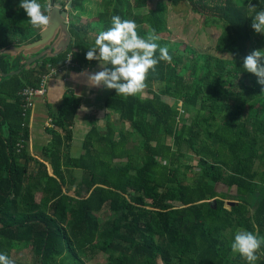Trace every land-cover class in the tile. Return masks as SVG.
I'll list each match as a JSON object with an SVG mask.
<instances>
[{"label": "trees", "instance_id": "trees-1", "mask_svg": "<svg viewBox=\"0 0 264 264\" xmlns=\"http://www.w3.org/2000/svg\"><path fill=\"white\" fill-rule=\"evenodd\" d=\"M133 1L148 13L115 7L101 13L97 27L70 22L68 50L35 68L26 69L22 55L0 57V73L22 68L0 83V253L15 264H90L87 254L98 253L106 264H248L232 252L236 231L264 237V86L243 68L260 35L250 16L264 10V0ZM184 2L221 29L215 47L230 57L180 49L170 39L168 8ZM19 3L0 0V54L40 38L35 30L42 28L30 25ZM84 3L72 0L71 8L82 12ZM250 3L257 7L250 11ZM113 15L134 20L142 38L154 29L172 62L149 70L151 96L125 98L113 89L105 106L119 118L110 116L102 129L93 122L77 158L69 147L82 101L69 89L51 114L49 145L41 157L31 155L21 91L62 67L70 52L73 69L94 67L99 61L86 52ZM27 250L30 259L23 258ZM256 255L255 264H264V246Z\"/></svg>", "mask_w": 264, "mask_h": 264}, {"label": "clouds", "instance_id": "clouds-1", "mask_svg": "<svg viewBox=\"0 0 264 264\" xmlns=\"http://www.w3.org/2000/svg\"><path fill=\"white\" fill-rule=\"evenodd\" d=\"M27 16L33 28H44L50 25V13L59 9V2L55 5L42 4L39 0H20L18 5ZM249 10L257 6L249 4ZM251 27L258 34H264V10L255 12ZM112 27L101 30L95 39L93 47L88 48L86 59L97 60L101 69L95 73L86 70L81 73H70L73 79L86 77L87 84L105 89H114L117 95L136 96L146 87L145 81L149 70L155 71L160 60L168 63L173 57L169 54L167 46L161 47L156 43L160 37L153 29L146 38L137 33V24L134 20L124 19L120 16L111 17ZM157 49L159 58H156ZM72 57L68 60L70 61ZM243 68L254 74L257 83L264 85V49L252 51L243 58ZM62 99V98H61ZM60 100V99H58ZM264 246V237L244 229H238L231 242L233 253H239L248 264H255L258 260L256 253ZM0 264H15L7 254L0 253Z\"/></svg>", "mask_w": 264, "mask_h": 264}, {"label": "crops", "instance_id": "crops-1", "mask_svg": "<svg viewBox=\"0 0 264 264\" xmlns=\"http://www.w3.org/2000/svg\"><path fill=\"white\" fill-rule=\"evenodd\" d=\"M54 0H52L53 2ZM152 2V0H149ZM57 2H62V4H67L69 6V11L76 13L75 17H71L69 14V18L73 21H75V18H79V25L81 27H87L90 22L99 20V17H101V13L104 11L111 12L113 8H120V9H129L130 12L133 11L134 14H146L148 11L145 13H142L139 10H149V7H144L140 9L134 8V1L133 0H125L124 6L121 8L116 5V3H121V1L118 2V0H85L84 3V10L82 12L80 11H75L74 9L71 8V2L72 0H57ZM47 3V0H46ZM54 3V4H55ZM108 6V7H107ZM64 8V6H63ZM177 8V7H175ZM179 13V11H178ZM191 13V12H190ZM192 14L195 16V14L192 12ZM77 16V17H76ZM80 16V17H79ZM184 17V16H183ZM167 26L168 29L171 30V26H169L170 21L176 20L177 17L172 18L170 17V11L167 14ZM196 18V16H195ZM188 21L192 20V17L187 18ZM186 19V20H187ZM72 21V22H73ZM188 21H184V24H181L183 27H188L187 23ZM71 22V21H70ZM69 23V21H68ZM70 25V23H69ZM180 26L176 28L177 32H180L179 30ZM43 29V28H42ZM41 29V30H42ZM41 30H35L36 32ZM70 30V26H69ZM169 30V31H170ZM91 35H94L91 31L89 30ZM171 32V31H170ZM72 41V40H71ZM71 44V43H70ZM70 46V45H69ZM69 48V47H68ZM68 50V49H67ZM66 52V51H65ZM72 57L73 58V53L70 52L67 55V58L65 60V63L62 67L59 69H63L60 72H58L56 75L53 77H48L46 80V89L47 92L45 95H38L33 98V106L29 109L28 111V123L27 127L30 129L31 137L30 140L28 141V151L31 155L33 156H40L42 150L49 145L51 141V126L50 124V119H51V114L56 112L59 108V106L63 103L64 101V96L66 92L69 89H72L74 93L81 98L82 105L77 112L76 117H75V122L72 127L73 130V140L71 141L70 147H69V155L72 158H77L80 157L85 153L84 149V144L87 138V135L92 129V123L97 122L99 127L106 128L109 118L111 116V120L118 119L119 114L114 113L112 110L106 108L105 106V100L106 97L113 91V89L108 90L101 87H95V86H89L86 82V77H79L77 79H73L70 73H81L82 71H87L88 73H95L97 71L102 70L100 66V62H97L94 67L83 69L81 71L73 69V64L72 58H71V63L72 66L65 68L66 67V62L67 60ZM24 89V88H23ZM143 96H151L149 93V90L147 88H144L142 92ZM62 98V99H61ZM60 99V100H58ZM167 100V98H166ZM83 132V134L81 133ZM76 134H81V142H82V149L83 153L79 156L73 155L72 151L75 149L74 147V140L76 139ZM31 169L33 170L34 164L30 163ZM51 172V170H50Z\"/></svg>", "mask_w": 264, "mask_h": 264}, {"label": "rangeland", "instance_id": "rangeland-1", "mask_svg": "<svg viewBox=\"0 0 264 264\" xmlns=\"http://www.w3.org/2000/svg\"><path fill=\"white\" fill-rule=\"evenodd\" d=\"M158 0H152V4L154 6V4L157 2ZM152 6V7H153ZM188 5L184 2L183 4H180L179 6H177V8L175 7H169L168 10L170 11V17L176 18V20H171L169 26H171V32L170 33V39L173 42H179L180 43V49L184 48L185 46L191 47L192 49H195L199 52H211V53H215L219 56H225V57H230L229 54H225L222 53L220 51L216 50V41L217 38L219 37L220 33H221V29L218 27H211L209 25H205L204 21L202 20V17L200 15H196L195 16L190 13V10L188 11ZM142 13H145L146 11H148L147 9L144 10H139ZM168 11V12H169ZM179 11V13H178ZM76 13L74 12H70V16L71 17H75ZM184 16V17H183ZM77 17V16H76ZM80 17V16H79ZM188 17H192V20L188 21ZM187 19V20H186ZM69 23L70 21L72 22V18L70 20V18L68 19ZM184 21H188L187 25L188 27H183L181 26V24H184ZM77 24H79V18H75V21ZM90 23H93V25L95 27H97L100 22L99 20H95L92 21ZM179 28L180 32L176 31V28ZM261 35V34H260ZM260 35H258V38L256 40L255 37V44L253 49L257 50V49H264V38H262ZM240 82H243V80L241 79ZM264 86V85H262ZM167 100L169 101V103H173L174 101L171 100V98H167ZM83 134V132H81ZM74 147L75 149L72 151L73 155H81L84 151L82 149V142H81V134H76V139L74 140ZM196 163V162H193ZM80 176V175H79ZM41 194L38 193L37 194V199H40ZM232 202L227 200L226 201V207L228 209L231 208ZM100 219L102 221L107 220L109 217V212H108V206H105L103 208V210L98 214ZM22 253V252H21ZM20 253V254H21ZM19 254V255H20ZM24 259H30L31 255L30 252L27 250L25 256L23 257ZM86 259L89 260L90 264H106L107 260H106V255L104 253H98V254H87Z\"/></svg>", "mask_w": 264, "mask_h": 264}, {"label": "water", "instance_id": "water-1", "mask_svg": "<svg viewBox=\"0 0 264 264\" xmlns=\"http://www.w3.org/2000/svg\"><path fill=\"white\" fill-rule=\"evenodd\" d=\"M59 4V9H54L50 13V25L47 29L43 28L40 31V38L38 40L21 46H12L11 48L3 51L0 54V57L3 54H10L13 57L22 55L27 58L25 68L30 69L32 64L33 68H35L37 66V62L44 57L53 58L67 51L72 40V34L69 30V23L67 20L69 13L65 8H63L62 2H59ZM21 71L22 68L10 74L0 73V83L4 78L10 75H18ZM49 170H51L50 164Z\"/></svg>", "mask_w": 264, "mask_h": 264}, {"label": "built area", "instance_id": "built-area-1", "mask_svg": "<svg viewBox=\"0 0 264 264\" xmlns=\"http://www.w3.org/2000/svg\"><path fill=\"white\" fill-rule=\"evenodd\" d=\"M47 3L49 5H55L54 1L52 2V0H47ZM64 8L70 14L69 6L66 5V6H64ZM68 19H69V17H68ZM70 66H72L71 60L70 61L67 60L65 68H68ZM61 70H63V69H55V68L51 69V71L48 74H46V75L41 77V81H40V84L38 86L25 87L21 91V95L23 96V101H24V111H25L24 112V116L28 115L29 109L33 106V98L35 96H38V95H45L46 94V92H47V89H46V80H47V78L48 77H53L54 75H56ZM49 122H50L49 126H52L51 125V123H52L51 120ZM23 146H24V141L22 140L21 142L18 143V147H19V149H21Z\"/></svg>", "mask_w": 264, "mask_h": 264}, {"label": "flooded vegetation", "instance_id": "flooded-vegetation-1", "mask_svg": "<svg viewBox=\"0 0 264 264\" xmlns=\"http://www.w3.org/2000/svg\"><path fill=\"white\" fill-rule=\"evenodd\" d=\"M26 61H27V60H26ZM26 61H25V62H26Z\"/></svg>", "mask_w": 264, "mask_h": 264}]
</instances>
